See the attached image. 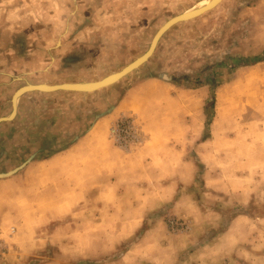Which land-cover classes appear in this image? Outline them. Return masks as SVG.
Segmentation results:
<instances>
[{"label":"rangeland","instance_id":"1","mask_svg":"<svg viewBox=\"0 0 264 264\" xmlns=\"http://www.w3.org/2000/svg\"><path fill=\"white\" fill-rule=\"evenodd\" d=\"M200 1L0 0V53L15 55L0 57V119L15 112L0 122V175L69 147L136 85L157 79L167 87L161 101L138 105L139 116L103 133L127 155L112 181L143 199H80L46 227L43 206L8 211L0 216V264H264V247L255 245L264 244V62L230 63L264 54V0H221L172 27L144 65L108 88L29 92L12 105L27 85L119 72ZM142 157L152 165L140 166ZM43 229L58 232L45 247Z\"/></svg>","mask_w":264,"mask_h":264},{"label":"crops","instance_id":"2","mask_svg":"<svg viewBox=\"0 0 264 264\" xmlns=\"http://www.w3.org/2000/svg\"><path fill=\"white\" fill-rule=\"evenodd\" d=\"M8 49L6 52L4 51V57L1 56V53L0 57L2 60L15 62V55ZM21 63L23 66L26 65L25 67L30 64L26 61H21ZM166 88L157 79H148L136 85L125 93L120 103L110 114L98 119L84 135L78 137L69 147L46 159L29 162L16 174L0 178V216L8 211H17L24 215V210L32 209L31 206L33 208L39 206V209L43 206L46 211L43 210V215L38 216V219L45 222L43 226L46 227L53 221L62 220L61 214L58 215L56 211L62 209L63 206L68 205L72 214L80 199L90 198L92 201L97 199L106 204L108 202L105 200V196L109 194L114 200L136 203V200L142 197L126 196L122 192L124 189L122 184L111 179V171L116 176H120L127 155L107 143L103 133L108 124L120 118L129 117L131 114L139 116L138 105L150 104L152 100L157 99L161 101ZM99 123L105 124L96 130ZM134 157H141V154L134 153L131 158L134 159ZM137 165L134 164V166ZM139 165L150 167L152 162H148L146 158L142 157V162ZM63 209L66 211V207ZM4 217L5 215H3ZM53 233L56 235L58 232L56 229L54 231L44 230L40 234V237L44 239L41 241L44 247L49 245ZM256 243V249L264 247V244Z\"/></svg>","mask_w":264,"mask_h":264},{"label":"water","instance_id":"3","mask_svg":"<svg viewBox=\"0 0 264 264\" xmlns=\"http://www.w3.org/2000/svg\"><path fill=\"white\" fill-rule=\"evenodd\" d=\"M220 2L221 0H213L210 6H208L207 8L201 11L195 12L190 15L180 14L170 19L169 21H167L155 34L147 52L143 54L142 56H140L139 58H137L136 60H134L133 62H131L130 64H128L127 66H125L123 69H121L117 73L106 76L99 81L84 83V84L64 83L60 85H46L45 87H43L42 85H34L35 87H32L33 85H27L25 87L20 88L19 90L15 92V94L12 97V105L14 103V100H16V98L24 95L25 93H29V92L54 93V92L62 91V92H72V93H77V94H91V93L100 91L102 89L108 88L116 84L117 82H119L120 80H122L123 78H125L126 76L134 72L135 70L139 69L142 65H144L153 55L159 39L166 32H168L172 27L180 23H183V22L194 20L206 14L207 12L212 11L220 4ZM13 115H14V110L12 111L10 117L1 118L0 122H4V121L11 119ZM5 176H8V175H0V178H3Z\"/></svg>","mask_w":264,"mask_h":264},{"label":"trees","instance_id":"4","mask_svg":"<svg viewBox=\"0 0 264 264\" xmlns=\"http://www.w3.org/2000/svg\"><path fill=\"white\" fill-rule=\"evenodd\" d=\"M264 62V54L260 55V56H256V57H252V58H240V57H231L230 58V63L232 65V69H236V68H240V67H246V66H252V65H256L258 63H262ZM213 106V102H211L210 107ZM207 125L209 124V119L207 120ZM84 133H82V135H84Z\"/></svg>","mask_w":264,"mask_h":264},{"label":"bare ground","instance_id":"5","mask_svg":"<svg viewBox=\"0 0 264 264\" xmlns=\"http://www.w3.org/2000/svg\"><path fill=\"white\" fill-rule=\"evenodd\" d=\"M213 0H203V1H200L198 3H196L192 8H190L189 10L185 11L182 13V15H190V14H193L195 12H198V11H201L205 8H207L208 6H210V4L212 3ZM85 86V85H84ZM32 87H35V86H32ZM45 87V85L43 86ZM18 98H16V100H14V103H13V107L16 108V101H17ZM15 114V113H14ZM14 116V115H13ZM103 124L105 123H99V125H97V129H99Z\"/></svg>","mask_w":264,"mask_h":264}]
</instances>
